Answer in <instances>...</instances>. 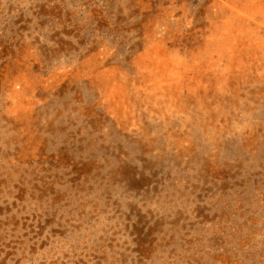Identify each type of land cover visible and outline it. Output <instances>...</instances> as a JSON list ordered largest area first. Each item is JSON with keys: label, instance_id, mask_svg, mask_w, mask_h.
Segmentation results:
<instances>
[{"label": "rangeland", "instance_id": "374dc122", "mask_svg": "<svg viewBox=\"0 0 264 264\" xmlns=\"http://www.w3.org/2000/svg\"><path fill=\"white\" fill-rule=\"evenodd\" d=\"M0 264H264V0H0Z\"/></svg>", "mask_w": 264, "mask_h": 264}]
</instances>
